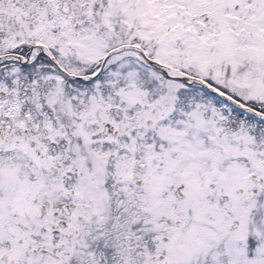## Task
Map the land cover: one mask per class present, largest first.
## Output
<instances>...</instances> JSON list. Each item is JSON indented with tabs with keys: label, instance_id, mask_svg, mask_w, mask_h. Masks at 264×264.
Masks as SVG:
<instances>
[{
	"label": "snow or ice",
	"instance_id": "1",
	"mask_svg": "<svg viewBox=\"0 0 264 264\" xmlns=\"http://www.w3.org/2000/svg\"><path fill=\"white\" fill-rule=\"evenodd\" d=\"M0 264H264V0H0Z\"/></svg>",
	"mask_w": 264,
	"mask_h": 264
}]
</instances>
